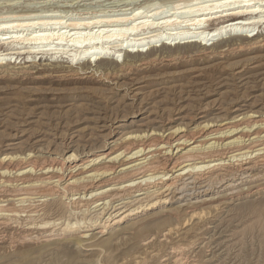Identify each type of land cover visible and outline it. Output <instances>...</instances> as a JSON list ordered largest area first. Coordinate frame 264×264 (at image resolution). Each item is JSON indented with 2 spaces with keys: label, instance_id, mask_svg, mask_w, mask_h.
Listing matches in <instances>:
<instances>
[{
  "label": "bare ground",
  "instance_id": "obj_1",
  "mask_svg": "<svg viewBox=\"0 0 264 264\" xmlns=\"http://www.w3.org/2000/svg\"><path fill=\"white\" fill-rule=\"evenodd\" d=\"M170 3L163 7L146 0L130 12L78 17L61 10L47 14L34 9L0 11V77L17 76L25 68L40 65L47 70L72 71L75 61L81 70L116 74L193 53L264 48V0ZM30 54L41 55L37 56L40 62L35 57L18 67L21 62L16 60ZM60 59H66L68 65ZM242 71L244 68L235 73ZM239 107L193 127L180 123L151 129V134L150 130L121 132L120 137L105 140L109 147L103 146L98 154L85 148L73 150L76 140L71 138L57 146L59 152L36 146L34 154L1 156L0 242L10 226L54 228L45 230L41 237H23L40 242L43 248L52 241H63L86 251L94 249L95 240L107 234L116 236L139 226L140 232L152 218L176 217L159 236L142 240L140 244L149 249L154 241L171 242L169 238L179 226L187 228L207 214L224 212L240 196L261 195L264 114ZM51 201L63 214L46 220L44 214H48ZM21 219L26 222L23 226ZM167 246L157 264L191 263L186 247L176 243Z\"/></svg>",
  "mask_w": 264,
  "mask_h": 264
},
{
  "label": "rangeland",
  "instance_id": "obj_2",
  "mask_svg": "<svg viewBox=\"0 0 264 264\" xmlns=\"http://www.w3.org/2000/svg\"><path fill=\"white\" fill-rule=\"evenodd\" d=\"M171 1L152 0L163 7L171 5ZM144 2L146 0H0V11L34 9L47 14L52 12L50 10H61L60 13L70 11L78 17L80 14L122 13L127 9L130 12L135 5L138 7ZM32 55H23L17 60L16 55L12 62L15 59L21 62L18 67H24V61L28 64L41 56ZM38 57L36 62L39 63ZM66 61L60 59L59 62L68 65ZM75 63L72 71L69 68L47 70L40 65L25 68L17 76L0 77V157L12 153L34 154L36 146L59 152L57 146L72 139L76 140L73 150L85 148L98 154L103 146L109 147L105 140H114L121 132L150 130L151 134V129H162L163 125L176 127L180 123L193 127L219 112H230L239 106L243 111L253 109L264 114L263 47L229 50L223 54L193 53L172 62L137 66L116 74H107L108 70H81ZM242 68V74L235 73ZM13 142L16 146L8 145ZM240 197L224 212L207 214L201 222L187 228L177 227L169 238L171 242L154 241L149 249L140 244L142 240L154 234L159 236L176 217L152 218L144 223L145 228L140 232L139 226L116 236L107 234L95 240L94 249L86 251L75 243L52 241L51 246L43 248L34 239L25 240L24 234L41 237L45 230L50 232L54 228L24 230L26 222L21 219L22 228L10 226L3 234L0 263L157 264L167 251V245L176 243L186 247L191 255L190 264H264V192ZM47 210L46 220L63 214L54 201ZM105 237L108 239H103Z\"/></svg>",
  "mask_w": 264,
  "mask_h": 264
}]
</instances>
